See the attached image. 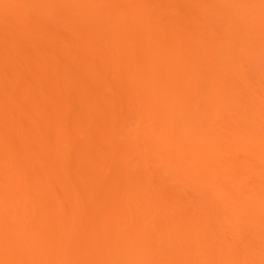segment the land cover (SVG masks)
Masks as SVG:
<instances>
[{
    "label": "bare ground",
    "instance_id": "1",
    "mask_svg": "<svg viewBox=\"0 0 264 264\" xmlns=\"http://www.w3.org/2000/svg\"><path fill=\"white\" fill-rule=\"evenodd\" d=\"M183 1L166 0L163 4L166 10L171 6V9L175 7L177 10L179 4L183 10L186 8V11L182 10L183 16L185 12L189 13L185 15V20L177 19L180 16H177L176 12L174 16L167 15L164 24L154 27L144 24L145 18L149 16L139 10L132 12L130 19L126 18L127 16L120 17L119 9L113 5L112 0H103L104 4H101L100 8V3L97 5L95 2L96 4L90 3L82 8H71L67 13L64 12L65 17L73 24L67 26L68 31L64 30L66 32L63 33L77 39L78 46L86 52L82 65L78 66L81 75H86V78L82 77L84 82L69 83L70 87L60 93L64 98L62 95L57 97V103L50 106L53 110L48 106L50 103L44 104L46 98L43 95L47 97L48 93L55 89L50 90L48 85H41L38 86L36 94L37 98L42 94L44 100L42 97L35 100V96L29 95L30 92L27 93L29 96L22 95V100L27 98V102L31 96L29 100L34 101L30 102L37 104L30 103L34 113L29 114L30 117L26 116L27 113V118H24L21 116L24 111L19 110L22 107L17 92V97H12L17 74L10 72L9 80H0V129L3 128L0 130V264H264V98L262 101L258 100V92L250 88L252 86L248 87V79L244 74L246 68L253 69L258 67L259 63L261 66L264 61V37L258 36V11L264 7L259 5L260 0H243L245 9H241L243 11L240 13L233 11L235 14H241V19L222 21L218 18L219 13L226 9H220L218 0H186V5ZM205 1L209 2L210 8H203ZM132 2L128 0V4ZM68 5L71 3L65 5L60 0H0V7L16 11L12 14L13 17H9L10 14L4 16L0 11V25L4 21L11 25L10 27L8 24L9 27L6 26L5 29L14 40L36 39L39 44L55 43L63 38L59 33H53L51 26L60 19L57 15L58 9ZM39 12L42 17L38 16ZM262 15L264 16V13ZM154 17H160V14H154ZM198 20H201L204 26L210 27L208 31L211 32L202 35L200 54L205 52L206 43L213 38L221 37L226 43H230L232 37L224 32L233 28L232 26L242 25L246 30L240 39L246 42L247 46L238 49L230 43V46L220 49L217 53L220 59L218 70L212 72V77L204 82H200L196 67L191 71V79H180L184 75L183 67L189 61L191 50L187 38L180 36L179 29L184 26L190 31V35L198 36L199 32L193 27ZM231 21H235V24ZM15 22H21L19 29L12 26ZM150 28L158 31L157 37L145 39L144 34L146 35ZM7 46V43H0V64L6 62L7 58L12 64L15 62L11 60L14 58L11 53H16V49L12 45L9 48ZM41 52L38 50L42 60L37 65L38 69L49 70L51 67L49 71L54 74L59 71L53 68V64L58 61L57 55L49 50V56L44 55L47 54L44 51ZM46 56L57 59H52V63L47 66ZM117 56L121 58L116 59ZM70 57L67 59L74 62L75 57H72V60ZM259 57L262 63H258ZM13 74L16 75L15 78L10 77ZM95 80L98 82H94ZM93 82L99 85L94 86ZM107 82L110 84L106 85ZM78 83L89 86L88 90L92 86L93 88L86 92V87ZM7 84L12 85V88ZM72 85L76 90H73ZM77 85L86 92L80 99L83 105L77 102L81 105L79 109L81 113L82 110L87 111L82 113L84 116L90 115L87 119L82 115L80 118L84 119L80 121H85L83 124L74 123L75 127L68 122L71 112L67 115V105L70 106L75 92H80L81 89ZM244 88L251 90L244 91ZM68 89H72L71 92ZM67 91L72 96L68 97L70 93ZM95 91L105 98V105L101 104L102 101L101 107L99 104L91 106V99L87 98L96 96L98 93ZM112 92L114 94H111ZM56 94L60 96L59 93ZM83 97L88 100L87 103ZM112 104L113 107L118 104L117 106L124 107V110L111 108L112 106L109 108ZM245 104L254 108L249 114L241 110ZM93 106L99 108L98 111ZM49 109L50 112L58 113L57 115L53 112V116H57L53 121L48 114ZM100 110H104V114L105 110L108 113L105 114V119L103 118L105 124L100 122L101 119L98 123L94 121L98 119L94 117ZM134 111L139 115L133 113ZM126 112L135 114V119H131L132 123L131 120L130 123L120 121V117L126 115ZM48 123L50 125L46 127ZM146 123L150 124L149 128ZM86 124L94 129L98 128L96 130H100L97 126L102 124L101 136L95 134L96 138H101V143L97 142L100 145L96 143L95 137L96 141L87 139L88 143H83L85 148L81 147L80 150L83 155L79 154L80 148L72 149L76 144L72 143V139V146L62 142L57 145L63 131L68 134L73 127V130H76L74 136L79 132L83 133L82 128ZM42 126H45V129L41 128ZM133 126L136 128L134 139L133 135L128 134V130L131 131ZM40 128L43 132L46 128L47 131L49 128V132L51 130L50 140L57 135L59 139L52 143V148L58 149L60 154L47 153V146L45 148V144L40 142L44 135L38 136ZM33 129L37 132L34 134L38 136V140L34 139V142L39 141L40 146L31 143ZM16 130L18 132H15ZM73 130H70L69 135ZM29 131L30 134L25 135ZM17 133L22 135L17 136ZM16 137L21 140L18 141ZM149 139L151 143L146 142ZM129 141L132 144L136 141V146H130ZM103 143L106 147H103ZM49 145L51 148V144ZM60 148H64V153ZM71 151L78 152H72L76 154L75 157L80 155L74 159L77 161L76 165L79 164L78 166L84 169L79 170V174L78 171L74 175H71L73 171L68 174L65 172L74 162L70 160V155L74 156ZM62 154H70L69 167L65 164L69 162L68 158L65 160ZM63 173H66V176ZM121 178L126 179V182L130 180L128 187L114 185L116 180L117 184L121 182ZM183 188H189L192 192L186 195L182 193ZM69 189L70 194H74L66 193ZM54 190L60 194H55ZM49 192L55 194L53 199H56V202H52L54 206L49 200H44L45 193ZM61 192H64L63 195ZM102 192L105 195L101 198ZM98 193L101 196L98 195L97 199ZM49 195L46 198L53 200ZM100 199L106 204V212L96 214V217L92 209L101 203ZM48 203L52 205L48 206ZM50 215L57 222L54 220L55 223L50 224L52 220L45 219L50 218ZM71 256H75L76 260Z\"/></svg>",
    "mask_w": 264,
    "mask_h": 264
},
{
    "label": "rangeland",
    "instance_id": "2",
    "mask_svg": "<svg viewBox=\"0 0 264 264\" xmlns=\"http://www.w3.org/2000/svg\"><path fill=\"white\" fill-rule=\"evenodd\" d=\"M38 1V0H37ZM60 1H62V3L63 4H67V3H71V5L69 6L68 5V7L66 6V8H63V9H58L59 10V12L57 13V15L60 17V19L58 20V21H55V22H57V23H55V24H53V26H51V28L53 27V33H59V35H62V40H58V41H56L55 43H47V42H44V43H41V44H39V43H37L36 41V39L35 40H32V39H22V40H14V38H12V36H10L7 32H6V29H5V27L7 26V27H9V23H6V21H4V20H2V23H3V21H4V23L3 24H1L0 25V43L1 42H4V44H8L9 46H7L8 48L10 47V45H12L13 46V48H15L16 49V53H11V54H14V60L11 58V60L14 62L13 64H12V62H9L5 57H4V59H6V62L5 61H3V62H1V64H0V67H1V70H0V80L2 81V82H4V81H6V80H9L8 78V76H9V73L11 72H13V73H15V74H17V78H16V80L14 79V83L15 84H13L14 86L13 87H15V90H13L14 91V96H12L13 98L14 97H17L16 96V92H17V94L19 95V103H20V105H21V107H22V109H19V110H21V112H23L24 111V113L23 114H21V116H23L24 118L26 117V116H28L29 114H31V113H34L33 111H31V110H33V108L31 109L30 107H31V105H30V103L32 104V102L34 101V99L35 100H37V99H40L41 97L43 98V96H45V101H44V104H45V102H48V103H50V105L48 104V106L50 107V106H52V104H54L55 103V100H56V98L57 97H61V95H60V93H64L65 91H66V87H70V85H68L69 83L71 84L72 82L74 83V82H76V84H77V82H79V81H81V82H84V81H82V80H84V79H82V75H81V69L78 67V66H81L82 65V60H84L83 58L86 56V52L84 51V49L82 48V47H79L78 46V40L77 39H75L73 36H70V35H68V34H64L63 32H66V31H68V30H66V29H68L67 28V26H69V25H71V24H73V22H71V21H69V19L68 18H66L65 17V15H64V12L65 13H67L66 11L68 10V9H71V8H76V9H79V8H82L83 6H86V5H88V4H90V3H94V4H96L97 3V5L100 3V5H98L99 6V8L101 7V4H104V2L102 3V1L103 0H60ZM133 2H132V4H128V0H112V3H113V5H115L116 7H118V9H119V16L120 17H126V18H131L130 16H131V14H132V12H134V11H142V12H145L146 14H148V16L149 17H146L145 18V20H144V24L146 25H148L149 27H154L155 25H159V24H161V23H165L164 21H165V17L167 16V15H171V14H173V16H174V14L177 12L178 13V15L177 16H180V18H177V19H183V20H185V15H187V14H189V13H187V12H185L186 14L183 16V11H186V8H184L185 10H183L182 8H180V4H179V2L178 3H176L177 4V6H178V4H179V7H177L178 9L177 10H175V7H174V9H171L172 8V6H171V8H169L168 10H166L165 9V5L163 4L164 2H166V0L165 1H162V0H132ZM174 1V0H173ZM183 1V0H182ZM185 1V4L184 5H186V0H184ZM183 1V2H184ZM188 1V0H187ZM259 1V0H258ZM40 2V1H39ZM41 2H43V1H41ZM65 2H67V3H65ZM72 2H74L73 4H72ZM96 2V3H95ZM107 2V1H106ZM172 2V1H171ZM175 2H176V0H175ZM189 2V1H188ZM191 2V1H190ZM108 3V2H107ZM170 3V2H169ZM218 5L220 6V9L222 8V10L224 11L225 9V11L224 12H221V13H219V17L218 18H220L222 21L223 20H227V21H229V20H238V18H240L241 19V17H239L240 15L239 14H235L236 12H234L233 13V11H237V12H239L240 13V11H243L244 9H245V7H244V2H243V0H230V1H225V0H218ZM168 4V3H167ZM175 3L173 2V4L172 5H174ZM181 4H182V2H181ZM259 4V3H258ZM171 4H169V6H170ZM188 5H190L189 3H188ZM187 5V6H188ZM260 6H261V8H263L264 7V4H262V0H260V4H259ZM168 6V5H167ZM193 6V5H192ZM195 6V5H194ZM97 7V6H96ZM182 7H183V5H182ZM191 7V6H190ZM218 7V6H217ZM244 7V8H243ZM167 8V7H166ZM188 8H189V6H188ZM192 8V7H191ZM203 8L204 9H208V8H210V6H209V2H206L205 1V3H204V5H203ZM260 8V7H259ZM259 8H258V10H259ZM195 9H197V6H195ZM241 9H243V10H241ZM183 10V11H182ZM190 10V9H189ZM188 10V11H189ZM193 10V9H192ZM261 10V9H260ZM259 10V11H260ZM0 11L1 12H3L4 13V16H6L5 14H10L9 15V17L13 14H15V12L16 11H12V9H8V8H2V7H0ZM99 11V10H98ZM197 11H198V9H197ZM258 11V36L260 35H263V37H264V24H263V22H264V16L262 15L263 13H264V9H262L260 12ZM57 12V10L55 11V13ZM101 12V11H100ZM99 12V13H100ZM2 13V14H3ZM260 13V14H259ZM37 14H39L38 16H41L42 17V15H40L41 13L39 12V13H37ZM44 14V13H43ZM154 14H160V17H154ZM13 15H12V17H13ZM1 16V15H0ZM8 16V15H7ZM157 16V15H156ZM196 16V15H195ZM172 17V16H171ZM170 17V18H171ZM210 16H208V18H209ZM166 18H168V16L166 17ZM196 18V17H195ZM211 18V17H210ZM209 18V19H210ZM172 19V18H171ZM173 19H175V18H173ZM1 20V19H0ZM21 20H22V18H21ZM25 20H27V19H25ZM166 20H169V19H166ZM183 20H181V21H183ZM207 20V19H206ZM219 20V19H218ZM126 21H128V19L126 20ZM131 21V20H130ZM129 21V22H130ZM143 21V20H142ZM180 21V22H181ZM260 21H262V23L260 22ZM25 22V21H24ZM70 22V23H69ZM232 23H233V21H231ZM236 23H237V21H236ZM5 24H7V25H5ZM9 24V25H8ZM182 24H184V21H183V23ZM233 24H235V21H234V23ZM261 24H263V25H261ZM19 25H21V22H20V24L19 23H14L12 26H14L15 27V29H19L18 27H19ZM105 25H106V27H108V22H106L105 23ZM242 26V25H241ZM237 27V26H232L233 28H231V29H229V30H225V32H224V34L226 35L227 34V36H229V37H232V39L231 38H229V40L231 41L230 43L232 44V45H234L235 47H237L238 49L239 48H241V49H244V47L245 46H247V43L246 42H243V40H241L240 39V37H242L244 34H245V32H246V30H244V27L242 28V27ZM10 27H11V25H10ZM14 27H12L11 29L12 30H14L13 28ZM21 27V26H20ZM184 27V26H183ZM183 27H181L180 29H179V33H180V36H182V37H186L187 38V42H188V44H189V48H190V50H191V55H189L190 57H189V61L187 62V64L183 67V73H184V75L180 78V79H183V80H187V79H191L192 77H191V71H192V69L194 68V67H196V69H197V72H198V75H199V80H200V82H204V81H208V79L207 78H209V77H212V72H214V71H217L218 70V67H219V61H220V59L218 58V55H217V53L220 51V49H223L224 47H227V46H230L231 44L228 42V43H226V40H223V39H221V37H218V38H213V39H211L210 41H208L207 43H206V50H205V52L203 53V54H200L199 53V51H200V46L202 45V41H203V38H202V35L203 34H205L206 32L208 33L209 31L208 30H210V27H206V25L204 26L203 25V22L200 20H198L196 23H195V25L193 26L198 32H199V34H198V36H193V35H190L189 33H190V31L187 29V28H183ZM151 30L149 31V32H147L146 33V35L144 34V38L145 39H150L151 40V38H154V37H157V34H158V31L157 30H155L154 28H150ZM9 30V29H8ZM64 30H66V31H64ZM57 31V32H56ZM224 31V30H223ZM261 32V33H260ZM209 33H211V32H209ZM260 33V34H259ZM188 34H189V36H188ZM45 35V34H44ZM259 36V37H260ZM59 37V36H58ZM262 37V36H261ZM16 39V38H15ZM40 41V40H39ZM40 42H42V41H40ZM49 42V41H48ZM53 42H54V40H53ZM12 43V44H11ZM246 43V44H245ZM48 45H50L51 47H48ZM71 45L72 47L70 48L69 46ZM4 46V45H3ZM15 46H19V48L17 47H15ZM7 48V49H8ZM49 48V49H48ZM188 48V49H189ZM2 49H3V47H2ZM7 49H5V50H7ZM15 49H14V51H15ZM49 51H51V52H53V53H55L56 55H57V57H58V61H57V63H55V62H53V63H55V64H53L54 66H53V68H56L57 70H59V71H57V70H55V71H57V72H55V74L52 72V71H49L50 69H51V67H49L50 69L48 70H46V69H43V70H39L38 69V67H37V65L40 63V62H42V60H40L41 59V56L38 54V50H41L42 52L44 51V53H47V54H44V55H48L49 56V54L51 53V52H47L48 50ZM68 49V50H67ZM19 50H21L20 51V53L18 52ZM1 51V50H0ZM4 51V50H3ZM13 51V50H12ZM46 51V52H45ZM7 52V51H6ZM5 52V53H6ZM8 52H9V50H8ZM7 52V53H8ZM41 52V53H42ZM1 53V52H0ZM49 53V54H48ZM52 53V54H53ZM2 54H3V52H2ZM51 55V54H50ZM122 55H123V53H122ZM200 55H202V56H200ZM4 56V55H3ZM11 56V55H10ZM48 56H46V57H48ZM53 56V55H52ZM55 56V55H54ZM70 57V56H72L73 58H74V62H71L70 60H68L67 58L68 57ZM263 56V55H262ZM262 56H260L261 58H262ZM13 57V56H12ZM72 57H70V59L72 58ZM260 57H259V60H260ZM118 58H121V57H119V56H117V58L116 59H118ZM51 59V60H50ZM52 59H57L56 57L54 58H51V56L50 57H48L47 58V60H48V63L46 64L47 66H49L50 65V63H52ZM242 58H240V60H241ZM2 60H3V58H2ZM72 60V59H71ZM258 60V63L259 62H261L262 61V59L259 61ZM263 60H264V56H263ZM263 62V64L260 66V63L258 64V67H255V68H246L245 70H244V74L246 75V77H247V79H248V83H249V85H248V87H250V86H252V87H250V88H253V89H256L255 91L256 92H258L257 94V96L256 97H258V100L259 101H262V99L264 98V96H263V94H264V61H262ZM261 62V63H262ZM11 63V64H10ZM52 65V64H51ZM46 66V67H47ZM45 67V68H46ZM82 68V67H81ZM79 69H80V71H79ZM52 70H54V69H52ZM84 73V72H83ZM15 74H13L12 76H10L11 78H15L14 77V75ZM88 75V74H87ZM16 76V75H15ZM86 76V75H85ZM84 76V77H85ZM83 77V78H84ZM100 77V76H99ZM80 78H81V80H80ZM86 78V77H85ZM92 78V77H91ZM92 79H94V77L92 78ZM95 79H97V78H95ZM4 80V81H3ZM87 80V79H86ZM90 80V79H89ZM100 80H103V79H100ZM99 79H98V81H100ZM1 81H0V83H1ZM88 81V80H87ZM98 81H94V82H98ZM105 81V80H104ZM8 82V81H7ZM11 82H12V80H11ZM93 82V83H94ZM102 82V81H101ZM85 83L87 84V82L85 81ZM100 83V82H99ZM76 84H75V86H76ZM90 84V83H89ZM92 84V83H91ZM96 83H94L93 85L94 86H96L95 85ZM107 84H110V83H106V85ZM1 85V84H0ZM7 85H9L10 86V88H12V85H10V84H7ZM41 85H48L47 87L51 90V89H55L53 92L51 91V93L49 92L48 93V96L46 97V95H43L42 96V94H39V96L41 95V97H39V98H37V94H38V86H41ZM78 85H84L85 87H86V85L85 84H81V83H78ZM77 85V86H78ZM88 85V84H87ZM99 85V84H98ZM97 85V86H98ZM102 85V84H101ZM100 85V86H101ZM73 86V85H72ZM104 86H105V82H104ZM4 87H6L5 86V84H4ZM45 87V86H44ZM79 87V89H81L80 88V86H78ZM78 87H77V90H78ZM87 87H89V86H87ZM84 88V89H86L85 91L86 92H89V90H92V88H93V86H92V88L91 89H89L88 90V88ZM40 88V87H39ZM73 88H74V86H73ZM258 88V89H257ZM7 89V88H6ZM6 89H5V91H6ZM84 89H81L80 90V92L78 93L77 91V94H76V92H75V94L73 95V97H72V102H71V104H70V106H68L69 104L66 102V104H68L67 105V107H68V113H67V115L71 112V114H70V117H69V119H70V121H68V120H66V121H68V122H70V124L71 125H74V123L76 124L77 122H82V124H83V122L85 121H80V120H83L84 118H88V115H90V114H87L86 115V113H85V115L86 116H84L82 113L84 112V111H86V110H82V113H81V109H79V108H81L80 106L81 105H83V104H81V96H83V94L85 93V95H86V92L84 91ZM97 89V88H96ZM100 89V88H99ZM244 89H246V88H244ZM8 90V89H7ZM40 90H41V88H40ZM72 90V89H71ZM71 90H69L68 89V91H70L71 92ZM73 90H76V88H74ZM251 90V89H250ZM249 90V91H250ZM67 91V92H68ZM82 91V92H81ZM105 91V90H104ZM244 91H248V88L246 89V90H244ZM248 91V92H249ZM8 92V91H7ZM28 92H30L29 93V95H33V96H35V98L33 99V101L32 100H29V99H31V96L29 97V99H28V103L26 102V100H27V98L23 101L22 100V97H24V96H22L23 94H25V96L27 95V93ZM67 92H66V94H67ZM70 92H68V93H70ZM73 92V91H72ZM93 92V91H92ZM91 92V93H92ZM9 93V92H8ZM37 93V94H36ZM56 93H59V95L60 96H58ZM91 93H89L90 95H91ZM95 93H96V91H95ZM97 93L99 94L100 92H98L97 91ZM96 93V94H97ZM103 93V92H102ZM105 94H106V92H104ZM103 93V94H104ZM109 93V92H108ZM229 93H232V92H229ZM12 94H13V92H12ZM11 94V95H12ZM35 94V95H34ZM89 94L87 95V96H89ZM95 94V95H96ZM96 95V96H91L92 98H87V99H91L90 101H89V103H91V106L94 104V105H100V103L101 104H104V101H105V98L104 97H102V95L101 94H99V95ZM111 94H114L113 92L111 93ZM227 94H228V92H227ZM5 95V94H4ZM29 95H27V96H29ZM92 95H94L93 93H92ZM64 96H65V94H64ZM70 96H72L71 95V93H70V95L68 96V97H70ZM104 96V95H103ZM62 97H63V95H62ZM67 97V98H68ZM106 97V96H105ZM37 98V99H36ZM64 98V97H63ZM103 98H104V100H103ZM112 98V97H111ZM113 98H114V96H113ZM261 98V99H260ZM16 99V98H15ZM61 99V98H60ZM68 99H70V98H68ZM83 99H84V97H83ZM86 99V98H85ZM84 99V100H85ZM85 100V102L87 101L88 102V100ZM20 100H22V102L20 101ZM43 100H44V98H43ZM43 100H42V103H43ZM64 100V99H63ZM63 100H62V102H63ZM71 100V99H70ZM80 100V101H79ZM84 100H82V102L84 101ZM107 100V99H106ZM116 100V99H115ZM119 100V99H118ZM118 100H117V102H118ZM264 100V99H263ZM30 101H32V102H30ZM60 101V100H59ZM67 101V100H66ZM76 101V102H75ZM112 101V100H111ZM121 101V100H120ZM119 101V102H120ZM37 102V101H36ZM40 102H41V100H40ZM61 102V103H62ZM69 102V101H68ZM79 104H81V105H79ZM85 102H83V103H85ZM86 102V103H87ZM116 102V101H115ZM18 103V102H17ZM39 103V102H38ZM57 103V102H56ZM55 103V104H56ZM59 103V102H58ZM106 103H108V104H110L108 101H106ZM36 104V103H35ZM34 103L32 104V105H35ZM54 104V105H55ZM63 104V103H62ZM61 104V105H62ZM119 104V103H118ZM117 104V105H118ZM228 104V103H227ZM37 105V104H36ZM47 105V104H46ZM58 105V104H57ZM72 105V106H71ZM86 105V104H85ZM84 105V106H85ZM105 105V104H104ZM107 105V104H106ZM116 104H115V106L113 107V104L112 105H110L109 106V108L111 107V108H114V109H120L121 108V110L123 111L124 110V107L122 108L121 106H117ZM229 105V104H228ZM17 106V105H16ZM39 106H42V105H39ZM44 106V105H43ZM48 106H46V107H48ZM87 106H89L90 107V105L88 104ZM86 106V107H87ZM108 106V105H107ZM20 107V106H19ZM20 107V108H21ZM54 107H56V106H54ZM61 107H63V106H61ZM70 107H71V109H70ZM86 107H84L85 109H86ZM89 107H88V111H89ZM95 106H93V108H94ZM100 107H101V105H100ZM105 107V106H104ZM7 108V107H6ZM9 108V107H8ZM7 108V109H8ZM17 108H18V106H17ZM53 108V107H52ZM51 107H50V109H52ZM96 108V107H95ZM106 108V107H105ZM50 109H49V111L48 112H50ZM73 109V110H72ZM92 109V108H91ZM90 109V110H91ZM97 109H99V108H96L95 110L96 111H98ZM104 109V108H103ZM108 109V108H107ZM136 109V108H135ZM254 108H253V106H251L250 104H245L244 106H242L241 107V110L242 111H244V113H246V114H249L252 110H253ZM15 110V109H14ZM48 110V109H47ZM53 110V109H52ZM54 110H55V108H54ZM71 110V111H70ZM93 110V109H92ZM137 111H138V109H136ZM248 110V111H247ZM15 111H17V109L15 110ZM14 111V112H15ZM56 111V110H55ZM55 111H52V112H50V113H48L49 114V116L51 115V117H50V119H51V121H53V119L54 118H57V116L55 117V115L53 116V114L54 113H57V112H55ZM18 112H20V111H18ZM20 112V113H21ZM54 112V113H53ZM87 112V111H86ZM93 112H94V110H93ZM100 113H98L97 112V114L96 113H93V114H96V116L94 117V115H92L93 117H94V119H96V118H98L97 120H94L95 122H99L98 120L99 119H101L102 121H100L101 123L102 122H104L103 121V118L105 119V116L106 115H108V113H106V110H105V114L104 113H102V112H104V110H102V112H101V110L99 111ZM109 112H110V110H109ZM130 112V111H129ZM127 113L126 112V115L124 114V115H120L119 117H120V121L122 120V121H124L125 123H132L133 122V120H131V119H135L134 118V116H135V114H137V113H135V111L133 112V113H135V114H133V113ZM132 112V111H131ZM13 113V112H12ZM17 113V112H16ZM20 113H18V114H20ZM28 113V114H27ZM45 113H46V111H45ZM79 113H81V115L79 114ZM88 113H90V112H88ZM91 113H92V111H91ZM13 114H15V113H13ZM25 114H27L26 116H25ZM127 114H129L128 116H130L131 115V117H128L127 116ZM57 115H58V113H57ZM66 115V114H65ZM73 115V116H72ZM84 116V118L82 119V118H80L81 116ZM104 115V116H103ZM134 115V116H133ZM137 115H139V114H137ZM20 116V117H21ZM31 115H29V117H30ZM48 116V115H47ZM110 116V115H109ZM126 118H125V117ZM53 117V118H52ZM67 117V116H66ZM127 117H128V119H127ZM27 118V117H26ZM44 119H45V115H44V117H43ZM42 118V119H43ZM49 118V117H48ZM47 118V120H49L50 121V119H48ZM86 118V119H87ZM65 119V118H64ZM89 119H91L90 117H89ZM79 120V121H78ZM129 120H131L130 122H129ZM45 121V120H44ZM44 121H42V122H44ZM50 121V122H51ZM72 121V122H71ZM73 121H76V122H73ZM94 121H92V122H94ZM119 121V120H118ZM135 121V120H134ZM87 122H88V120H87ZM46 122H44V124H45ZM106 122H104V124H105ZM122 123V122H121ZM120 122H119V124H121ZM44 124H42V125H44ZM90 124V123H89ZM88 124V125H89ZM100 124V123H99ZM140 124V123H139ZM49 123L48 124H46L45 126L47 127H49ZM64 125H66V124H64ZM87 124H86V128L84 129V128H82L83 129V133L82 132H79V134H74V136H73V133H74V131H76V130H73V127L71 128V126L69 127V128H71L70 130H73L72 132H71V135H69L70 134V130L68 131V134H64V131L63 130H61V131H63L62 133L63 134H61V136H60V142H58L57 143V145H59V144H61V142L63 143V144H66V145H68V144H70V146H72V144H71V142H70V140L72 139L73 140V144L74 143H76V144H74L75 146H72V149H78V148H80L79 149V151L81 150V147H83V148H85V141L88 139V141H89V139L90 140H94L96 137H97V135H95V134H98L99 136H101L100 135V133H101V125H99V126H97V127H100V130H96V129H98V128H96L95 127V129H94V127H90V126H88ZM91 126H92V124H90ZM123 125V124H122ZM146 125H147V123H146ZM146 125H145V127H146ZM150 125V124H149ZM149 125H147V128H149ZM45 126H42L41 128H43L44 127V129H45ZM75 126V125H74ZM79 126V125H78ZM94 126V125H93ZM136 126V125H135ZM38 127V126H37ZM76 127V126H75ZM106 127V126H105ZM36 128V127H35ZM40 128V129H41ZM3 128H1L0 130H2ZM25 129V128H24ZM65 129V128H64ZM75 129V128H74ZM79 129V128H78ZM80 129H81V126H80ZM123 129V128H122ZM128 129V128H127ZM130 129V128H129ZM42 130V129H41ZM41 130H40V135L38 134V136L39 137H42V135H44L41 139H40V142H42V143H44L45 145V148H46V146H47V153L49 154V153H51V154H55V152H57L58 151V149L56 150H54V148H52V143L53 142H55L57 139H59V138H57L56 136L54 137V138H52L51 137V140H50V135L49 134H51V130H50V132H49V128H48V131H47V128H46V130H45V132H43V130H42V132H41ZM136 131V128H134V126H133V128H131V131L130 130H128V132H130V133H128L129 135H133L132 136V138L133 137H135L134 136V132ZM149 130V129H148ZM20 131V130H19ZM26 131V130H25ZM34 131V132H33ZM80 131V130H79ZM84 131H86V132H84ZM125 131V130H124ZM15 132H18V130H16ZM30 132L31 131H29V133H26L25 135H29L30 134ZM32 132H33V134L34 133H37L34 129L32 130ZM53 132V131H52ZM65 132H67V131H65ZM133 132V133H132ZM38 133H39V131H38ZM42 133H44V134H42ZM48 133V134H47ZM76 133V132H75ZM78 133V132H77ZM126 133V134H127ZM16 134V133H15ZM33 134H31V137L30 138H33V141L31 140V143H32V145H34V146H40V144H39V141H35L34 142V139H36V140H38V136L36 135V134H34V135H36V136H34ZM127 134V136H129ZM19 135H22V134H18L17 133V136H19ZM93 135V136H92ZM95 135V136H94ZM24 136V135H23ZM51 136H52V134H51ZM99 136H98V138H96L97 139V141L96 140H94V141H96V143L99 141L100 142V140H101V138H99ZM49 137V138H48ZM92 137V138H91ZM95 137V138H94ZM138 137V136H137ZM136 137V138H137ZM16 138H18L17 140L18 141H20L21 139L19 138V137H16ZM16 138H14L15 140H16ZM24 138V137H23ZM135 138V139H136ZM20 139V140H19ZM99 139V140H98ZM130 139V138H129ZM134 139V138H133ZM14 140V141H15ZM43 140H45V142H43ZM50 140V141H49ZM71 140V141H72ZM114 140H116V139H114ZM118 140V139H117ZM137 140H139L138 138H137ZM141 140V139H140ZM145 140H147V139H145ZM48 141V142H47ZM120 141V140H119ZM87 142V141H86ZM98 142V143H99ZM118 142V141H117ZM136 142V141H135ZM135 142H133V144L132 143H130V141H129V145L131 146V144L133 145V146H136V145H134V143ZM146 142H150L151 143V141H150V139L148 140V141H146ZM18 143V142H17ZM84 143V144H83ZM88 143V142H87ZM91 143V142H90ZM95 143V142H94ZM97 143V144H98ZM101 143V142H100ZM119 143V142H118ZM139 143V142H138ZM137 143V144H138ZM3 144V143H2ZM10 144V143H9ZM15 144V143H14ZM38 144V145H37ZM49 144H51V148H49L50 147V145ZM136 144V143H135ZM146 144V143H145ZM12 145H13V142H12ZM11 145V146H12ZM16 145V144H15ZM77 145V146H76ZM98 145H100V144H98ZM103 145V147H106V145L103 143L102 144ZM143 145H144V141H143ZM3 146H5V145H3ZM61 146V145H60ZM59 146V147H60ZM63 147H65L64 145H62ZM141 146H142V144H141ZM145 146V145H144ZM14 147V146H13ZM1 148V147H0ZM7 148H9V147H7ZM71 148V147H70ZM100 148V147H99ZM10 149V148H9ZM52 149V150H51ZM61 149V148H60ZM64 149V148H63ZM63 149H61L62 150V152H63ZM71 149V150H72ZM101 149V148H100ZM104 149V148H103ZM107 149V148H106ZM14 150H15V147H14ZM68 150V149H67ZM102 150V149H101ZM4 151V150H3ZM54 151V152H53ZM66 151V150H65ZM103 151V150H102ZM105 151H107V150H105ZM0 152H2V151H0ZM68 152H70V151H68ZM67 152V153H68ZM72 152H74V151H71V154H73L74 156L72 157L70 154H66L65 156H64V154H62L63 156L62 157H65V160L68 158V160H69V155H70V158H72V159H70L72 162H73V160L75 159L76 160V158H79L80 157V155H83L82 154V152L80 151V155L78 154V156L77 157H75V155L78 153L77 151H75L74 153H76V154H74V153H72ZM58 153V152H57ZM61 152L59 151V153L58 154H60ZM64 153V152H63ZM1 154H3V153H1ZM15 154V152L13 153V155ZM51 154H49V155H51ZM12 155V154H11ZM57 155V154H56ZM9 156H10V154H9ZM7 157V156H6ZM135 157V156H134ZM61 158V157H60ZM64 159V158H63ZM63 159H62V161H63ZM70 160H69V162H66L65 164L69 167V165H70ZM74 160V162H75V164H73L72 162V165H70L71 167H69V170L68 171H65L67 174L68 173H70V171L72 172L73 171V173L71 174V175H74V173L76 174L77 173V171H78V174H79V170H82V171H84V169L81 167L80 168V166H78V165H76V162L77 161H75ZM91 160V159H90ZM65 162V161H64ZM68 163H69V165H68ZM76 166H78V167H76ZM111 170H115V169H111ZM81 171V172H82ZM109 171V170H108ZM86 172V171H85ZM84 172V173H85ZM102 172V171H101ZM107 172V171H106ZM111 172V171H110ZM65 173V174H66ZM87 173V172H86ZM103 173V172H102ZM105 173V172H104ZM114 173V172H113ZM117 173H118V171H117ZM42 174V173H41ZM64 174V173H63ZM62 174V175H63ZM64 174V175H65ZM81 174V173H80ZM88 174V173H87ZM91 174V173H90ZM106 174H108V173H106ZM105 174V175H106ZM110 174H112V172L110 173ZM115 174H116V172H115ZM86 175V174H85ZM113 175V174H112ZM120 175V174H119ZM41 176V175H40ZM66 176V175H65ZM68 176V175H67ZM78 176V175H77ZM89 176V175H88ZM88 176H86V177H88ZM92 176V175H91ZM90 176V177H91ZM28 177V176H27ZM26 177V178H27ZM35 177H37V176H35ZM44 177V176H43ZM52 177V176H51ZM50 177V178H51ZM60 177V176H59ZM69 177V176H68ZM101 177H102V174H101ZM115 177V176H114ZM40 178V177H39ZM38 177H37V179H39ZM50 178H49V180H50ZM63 178H65V177H63ZM67 178V177H66ZM70 178V177H69ZM78 178V177H77ZM82 179H85V178H83V177H81ZM117 178V177H116ZM45 179V178H44ZM44 179H43V181L42 182H44ZM47 179V178H46ZM53 179V178H52ZM71 179H73V178H71ZM87 179V178H86ZM114 179V178H113ZM118 179V178H117ZM30 180V179H29ZM36 180V179H35ZM68 180V179H67ZM66 180V181H67ZM79 180V179H78ZM89 180V179H88ZM121 180L124 182L125 180H123L122 178H121ZM36 181H38V180H36ZM35 181V182H36ZM69 181V180H68ZM67 181V182H68ZM74 181V180H73ZM73 181H72V183H73ZM76 181V180H75ZM113 181V180H112ZM121 181V182H122ZM128 181H130L129 179L127 180V182L125 181L124 183L122 182H120L119 181V185L117 184V180L115 181L116 183H114V185H117V186H120L121 188H125V187H128ZM41 182V181H40ZM65 182V181H64ZM80 182V181H79ZM84 182V181H83ZM89 182V181H88ZM111 182V181H110ZM53 183V182H52ZM71 183V182H70ZM70 183H68V185H70ZM86 183V182H85ZM107 183V182H106ZM2 184V183H1ZM47 185H49L48 183H47ZM52 185H54V184H52ZM66 185V184H65ZM74 184H72V186H73ZM127 185V186H126ZM45 186V185H44ZM64 186V185H63ZM112 186V185H111ZM116 186V187H117ZM41 187H42V184H41ZM57 187V186H56ZM66 187H67V185H66ZM71 186H68V188H70ZM75 187H76V184H75ZM74 187V188H75ZM115 187V186H114ZM113 187V188H114ZM119 187V188H120ZM1 188V187H0ZM42 188H44V187H42ZM41 188V189H42ZM45 188H48V187H45ZM51 188V187H50ZM53 188V187H52ZM65 188V187H64ZM68 188H66V189H68ZM111 188V187H110ZM54 189V188H53ZM57 189V188H56ZM71 189H73V188H71ZM118 188H116V190H117ZM46 190V189H45ZM59 190V189H58ZM60 190H62V189H60ZM65 190V189H64ZM63 190V191H64ZM106 190H108L107 188H106ZM120 190V189H119ZM124 190V189H123ZM126 190V189H125ZM47 191H48V189H47ZM47 191H45V192H47ZM66 191V190H65ZM72 191H74V190H72ZM103 191V190H102ZM29 193H30V191H28ZM28 192H27V194H28ZM33 192V191H32ZM39 192V191H38ZM37 192V193H38ZM44 192V191H43ZM70 189H69V191L68 192H66V193H69L70 194ZM98 192V191H97ZM101 192V191H100ZM109 192V191H108ZM118 192H120V191H118ZM123 192V191H122ZM125 192V191H124ZM192 191H191V189H189V188H183L182 189V193H184V194H190ZM54 193H55V190H54ZM57 193H59V192H57ZM57 193H55V194H57ZM63 193L64 192H61V194L63 195ZM73 194H74V192H72ZM71 193V194H72ZM31 194V193H30ZM50 194V195H49ZM54 194V195H55ZM60 194V193H59ZM69 194H68V196H69ZM70 194V195H71ZM76 194V193H75ZM102 194V196L100 195V193H98L97 195L96 194H93V195H96V197L99 195V197L101 196V198L103 197V195H105V193H101ZM38 195V194H37ZM41 195V194H40ZM47 195H49L48 197H52V199H53V196L54 195H52V193L51 192H49V193H45V196L47 197ZM83 195V194H82ZM85 195H86V193H85ZM29 196V195H28ZM39 196V195H38ZM43 196V195H42ZM44 196V197H45ZM73 196V195H72ZM75 196V195H74ZM34 197V196H33ZM44 197H42V198H44ZM44 198V200L46 199V202H54L55 200L53 199V200H51L50 198ZM60 197V196H59ZM93 197V196H92ZM105 197V196H104ZM41 198V197H40ZM55 198V197H54ZM70 198V197H69ZM76 198V197H75ZM95 198V197H94ZM97 199H98V197H97ZM104 199V198H103ZM38 200V199H37ZM41 200V199H40ZM39 200V201H40ZM49 200V201H48ZM62 200V199H61ZM96 200V199H95ZM104 200H106V199H104ZM63 201V200H62ZM69 201V200H68ZM74 201V200H73ZM99 201V200H98ZM100 201H101V199H100ZM45 202V203H46ZM56 202V201H55ZM61 202V201H60ZM67 202V201H66ZM106 202V201H105ZM42 203V202H41ZM51 203H48V206H49V204H51ZM57 203H58V201H57ZM65 203V202H64ZM71 203H73V202H71ZM70 203V204H71ZM96 203H97V201H96ZM107 203V202H106ZM43 204V203H42ZM53 204V206H54V203H52ZM51 204V205H52ZM59 204V203H58ZM67 204V203H66ZM82 204H84L83 202H82ZM109 204V203H108ZM107 204V207H109V205ZM50 205V206H51ZM72 205V204H71ZM45 206V205H44ZM105 207H106V204H104L102 201H101V203L99 202V204L97 205L96 204V206L94 207V209H92V212L94 213H92L91 211V213L93 214V215H95L96 217H97V215L98 214H101V212H106V209H105ZM48 208V207H47ZM52 208V207H51ZM56 207H54V209H55ZM88 208V207H87ZM90 208V207H89ZM50 209V208H49ZM105 209V211H103ZM108 209V208H107ZM49 213V212H48ZM47 213V214H48ZM97 214V215H96ZM52 216H54L53 214H51ZM51 215H50V218H46L45 217V219H47V221H48V219H49V221H50V219L52 220L51 221V223L50 224H52V223H55V222H53L54 220L57 222V220L56 219H53L54 217H51ZM103 215V214H102ZM94 216V217H95ZM48 217H49V215H48ZM93 217V216H92ZM91 217V218H92ZM98 217H100V215L98 216ZM58 219V218H57ZM100 219V218H99ZM99 219H97V220H99ZM96 220V219H95ZM93 221H94V219H93ZM95 222V221H94ZM98 222V221H97ZM79 240V239H78ZM76 255H78V253H76ZM71 258H75V260H76V257L75 256H71ZM79 258V257H78ZM80 259V258H79ZM79 259H77V260H79ZM71 260H73V259H71ZM74 260V261H75Z\"/></svg>",
    "mask_w": 264,
    "mask_h": 264
},
{
    "label": "snow or ice",
    "instance_id": "3",
    "mask_svg": "<svg viewBox=\"0 0 264 264\" xmlns=\"http://www.w3.org/2000/svg\"><path fill=\"white\" fill-rule=\"evenodd\" d=\"M262 4H264V0H262Z\"/></svg>",
    "mask_w": 264,
    "mask_h": 264
}]
</instances>
